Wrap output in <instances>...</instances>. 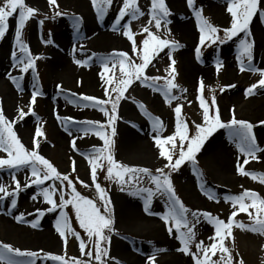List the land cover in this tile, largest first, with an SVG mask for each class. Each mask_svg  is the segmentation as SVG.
<instances>
[{
	"label": "rangeland",
	"instance_id": "374dc122",
	"mask_svg": "<svg viewBox=\"0 0 264 264\" xmlns=\"http://www.w3.org/2000/svg\"><path fill=\"white\" fill-rule=\"evenodd\" d=\"M4 2L5 0H0V5ZM56 3L58 8L50 6L48 0H25L27 6L37 10L35 17L31 18L22 30L23 42L28 46L31 54L34 57H41L36 61L35 74L31 70L28 73H21L17 67H14L11 53L16 51L20 57L24 54L19 52L15 42V14L13 18H10L9 31L5 38L0 40V108L9 120H15L18 117V109L28 111L31 94L35 89H39L42 95L37 97L33 107L36 115H28L20 120L15 125L14 131L25 147L32 149L35 129L41 126L44 137L39 138L40 155L47 158L60 173L69 175L76 191L100 207L101 213L104 209L91 180L90 165L82 154L90 153L93 149H103L104 142L91 132L85 134L83 131L85 125L82 122L106 123L107 117L91 104L85 107L84 105L88 102L80 100L79 97L108 99L105 96V88L110 91L123 77L117 66L114 75L113 72L104 74L106 79L113 78V84H105L100 77V73L103 72L100 58L125 52L134 59L135 63H141L142 41L147 36L143 32L144 27H149L161 39L175 40L182 45L181 48L172 52V58L176 61L174 83L179 85V88L173 89V95L179 99L173 100L170 106L160 92L143 86L138 80L135 81L125 92L126 99L121 100L118 108L120 118L116 123L117 135L113 138L112 146L115 160L129 167L148 168L155 174V169L161 167L165 161L159 157V149L155 146L153 137L156 133L152 130V123L138 104H143L148 114L153 118L159 117L163 122L161 137H167L175 132L176 117L173 109L177 104L181 105V119L188 125V134L194 136L195 125L202 123L203 120V109L199 104L201 80L204 83L203 98L210 104L212 96H215L222 120L228 122L234 110L238 120L255 125L253 132L257 144L264 149V124H261L264 121V87L258 86L254 95H246V90L250 86L258 84L260 76L256 72H240L237 61L238 43L244 37V33L219 46H208L206 43L201 47V56L197 59L195 49L199 45L200 32L196 15L187 6L186 0H165L172 13L168 18L171 23L167 26L170 29V35L163 25L160 31L155 29L154 23L149 25L151 0H138V5L145 15L136 19L126 16L119 25L115 21L123 0H113L112 6L101 18L97 17L91 0H56ZM228 3L229 0H195V6L202 9L204 19L221 29L218 33L220 36H223V29L231 25V16L227 12ZM261 4L264 6V0H261ZM56 11L61 12L62 15L55 16ZM73 17L81 18L78 32ZM40 21H43V24ZM125 26L130 27L134 34L138 45L137 53L132 52L131 42L122 35ZM249 27L252 34L249 39L254 40L255 43L253 67L264 69V22L257 15L253 17ZM114 28L116 30H113ZM102 36L105 39L98 42L105 48L104 53L96 50L93 44L95 42L98 45L95 39ZM48 40L52 43H45ZM63 44L68 45L71 52H75V56L69 59L81 61V64L76 63V70L64 72L58 70L59 66L54 64L58 62ZM168 51L165 49L152 59L146 69V75L167 77L166 69L171 64L165 54ZM218 62L222 64L219 72H217ZM9 75L23 76V80L20 81L22 91L17 89ZM87 77L94 81L88 83ZM164 83V79L158 82L161 86ZM230 85L235 87H228ZM182 89L186 91H181ZM111 95L115 97V93ZM107 107L110 110V104ZM57 115L61 118L69 117L75 123H68L66 130L65 123L58 120ZM132 124L137 127H132ZM124 126H127L130 133H124L126 128ZM106 131L110 133L111 129ZM73 140L76 142L78 151L72 147ZM147 141L150 142L148 145L145 143ZM170 147L171 145H165V148ZM176 151L177 153L179 151L178 143ZM256 155L257 159L249 157L248 164H244L246 157L240 152L238 143L230 134V130L217 129L196 154L195 167L202 173V177L194 174L193 165L186 162L179 171L172 173L171 179L175 192L190 212H209L214 217L227 222L233 208L230 202H225V196H237L245 190H250L257 193L260 198H264V183L259 181V177L264 176V151ZM0 158H7V154L0 152ZM221 160L225 162V172H221L218 168V164H223ZM72 161H75V171H72ZM101 163L103 168L97 169V182L106 190L112 201L111 211L114 219V230L109 234L110 243L104 245L108 249L107 264H116L117 261L119 264H150L153 254H155V260L151 264H194L191 256L177 250L180 244L175 239V230L173 236H170L167 226L160 219V216L167 211L164 198L154 197L150 211L155 214H147L144 211V201L140 197L129 195L127 185L125 191H120V185L114 182L115 178L105 179L107 161H101ZM238 165L247 172L255 173L258 178L252 179L250 176L239 175ZM12 173H15L22 190L15 197L17 199L15 209H11L12 197L0 201V216L8 215L13 220V225L7 224V227L0 224V245L6 244L21 252L38 253L41 259H37L36 264H59V261L44 259L46 254L62 256L66 260L73 258L87 260L88 257L80 251V241L74 235L68 234L65 244V240L56 231L55 225L60 209L56 212H46L49 205L44 203L42 196L38 195L40 189L35 185L24 188L30 171L23 168L0 170V185L10 192L14 191L15 183ZM127 179L128 176H125V180ZM80 181H83V184ZM52 183L53 181H46L41 187H47ZM201 183L205 184V188L213 193L219 202L208 199L201 191ZM55 184L57 188L60 186L59 181ZM136 186L154 188L147 177H144L142 183ZM70 191L65 187V199L70 198ZM0 195L3 194L0 193ZM59 195V192L54 195L57 203H59ZM33 196H36L35 200L32 199ZM37 210L45 211V215L39 216ZM63 211L68 217L72 230L85 242V252L92 250L94 253L95 237L93 241L89 240L77 221L75 209L72 205H68ZM126 211L134 212L135 220L128 217ZM248 211L255 216V209L249 208ZM20 215H23L25 223H19L15 219ZM188 219H192L190 213ZM36 220H39L38 226L31 227V223ZM234 221L246 226L251 224L249 215L243 212L238 213ZM47 229L53 232L54 239L51 244H46L45 240L38 237V235L42 236ZM194 231L196 242L203 241L205 245L212 242L208 238L215 234L214 227L203 218ZM224 243L226 247L229 244L234 245L243 264H264V235L233 227L232 235L226 237ZM159 249L165 251H158ZM0 251L3 250L0 249ZM192 251H196L195 245L192 246ZM8 256L18 264H24L28 259L14 254H8ZM220 256L221 253L218 250L211 259L218 261ZM93 264H95L94 259Z\"/></svg>",
	"mask_w": 264,
	"mask_h": 264
},
{
	"label": "snow or ice",
	"instance_id": "6c2138e0",
	"mask_svg": "<svg viewBox=\"0 0 264 264\" xmlns=\"http://www.w3.org/2000/svg\"><path fill=\"white\" fill-rule=\"evenodd\" d=\"M91 2L98 18L103 17L113 4V0H91ZM48 3L50 6L58 8L56 0H48ZM186 4L195 13L198 30L200 32L199 45L195 49L197 59L201 56V47L206 43L208 46H219L233 40V38L238 37L241 33H244V37L241 38L238 43L239 52L237 61L240 65L239 71L256 72L260 76L258 84L250 86L246 90V95H254L255 89L258 86L264 87V69L253 67V49L255 43L254 40L249 39L252 35L249 26L253 17L259 15L262 22H264V6H262L261 0H229L227 12L230 13L231 16V25L229 28L223 29V36L218 34L221 29L211 25L208 20L204 19L202 9L195 6V0H186ZM36 11V9L27 6L25 0H5L3 5H0V40L5 38L10 28L9 20L13 18L15 14V42L19 52L24 55L20 57L17 55L16 51H13L11 56L14 61V67H17L21 73H28L31 70L32 73L35 74L36 61L41 59L40 56L34 57L31 54L28 46L22 39V30L26 26V23L31 18L35 17ZM54 15L60 16L62 13L56 11ZM143 15H145V13L139 7L138 0H123L115 23L119 25L126 16L136 19ZM149 15V25L154 23V27L157 31H160L163 25L165 31L169 35L171 34L167 26L171 23V20L168 18L172 13L166 5L165 0H151ZM73 19L75 20V28L78 32L80 30L81 18L73 17ZM40 23L43 24V21H40ZM113 30L116 29L114 28ZM143 32L146 33L147 36L142 41L141 63H135L134 59L129 57L125 52H117L113 53L110 57L100 58L103 67V72L100 73V77L105 84H113V78L108 77L106 79L104 74L113 72L114 75L117 66H119V72L123 77L118 80L116 86L111 88L110 91L108 88H105V96H107L108 99H98L91 96L79 97L80 100L88 102L84 105L85 107L91 104L93 107L103 112L104 116L107 117L106 123H100L99 121L82 122L85 125L83 128L85 134L91 132L104 142L103 149H93L90 153L82 154L90 165L91 180L95 185L96 192L99 194V200L104 209L103 213H101L100 207L94 204L92 200L85 199L76 191L73 180L70 179L69 175L60 173L47 158L40 155L39 138L44 137L41 126H37L35 129L32 149L26 148L16 131H14L15 125L20 120H23L28 115H36L33 107L37 101V97L42 95L38 88L31 94V99L27 106L28 111L25 112L22 108L18 109L17 119L9 120L5 116L3 109L0 108V152L7 154V158H0V170L5 168L9 170L23 168L30 171V176L25 182L24 188L35 185L36 188L40 189L38 195L42 196L44 203L49 205L45 210L46 212H56L57 209H60L59 218L56 220L55 225L56 231L59 233L60 237L65 240V244L67 243V235H74L76 239L80 241L79 247L81 253L88 257L87 260H78L74 258L66 260L62 256L46 254L45 257H43L44 259L50 258L54 261H59V264H93L94 259L95 264H107L106 258L108 257V249L106 246L102 245L110 243L109 234L114 230V219L111 211L112 201L106 190L97 182V169H102L103 165L101 161L106 160L107 170L105 179L113 180V178H115L114 182L120 185V191H125V186L127 185L129 195L140 197L144 201V211L147 214H155L150 211L154 197L160 196L164 198L167 211L160 216V219L167 226V232L170 236H173L175 230V239H177L180 244V247L177 249L178 251L191 256L194 264H233L230 249L226 247L224 243L225 239L232 235L233 227L264 235V198H260L257 193L250 190H245L242 194L237 196H225V202H230L233 208L227 222H225L219 217H214L209 212H190V209H188L177 196L171 177L172 173L179 171L186 162L193 165L194 174L198 177H202V173L198 172L195 167L197 164L196 154L200 152L205 141H207L217 129L230 130V134L238 143L240 152L246 157L244 164H248L249 157L251 159H257L256 154L260 151H264V149H261L257 144L256 136L253 132L255 125L244 120H238L235 117L234 110L230 120L224 122L221 118L220 110L217 107L215 96H212L210 104L203 98L204 83L201 80L199 84V92L201 93L199 104L203 109V120L202 123L195 125L196 134L194 136L188 134V125L181 119V105L177 104L173 109L176 117L175 132L167 137H161L160 132L164 127L163 122L159 117L153 118L148 114L143 104H138V107L152 123V130L156 133V136L153 137L155 146L159 149V157L163 158L165 161L161 167L155 169V174L148 168H137L124 165L116 161L112 153V146L114 145L113 138L117 135L116 123L120 118L118 115V108L121 100L126 99L125 92L135 81L138 80L143 86L151 87L153 91L160 92L165 102L170 106L173 100L179 99V97L173 95V89L179 88V85L174 83L176 71L174 65L176 61L172 58V52L181 48L182 45L175 40L161 39L159 36L155 35L149 27H144ZM122 35L131 42L132 52L137 53L138 45L130 27L125 26ZM45 43L51 44L52 41L48 40L45 41ZM165 49L169 50L165 54L171 61L169 68L166 69L167 77L146 75V69L152 59ZM75 63L81 64V61L76 60ZM110 64L111 68H109ZM220 67H222V64L218 62L217 72H219ZM9 78L17 86V89L22 91L20 88V81L23 80V76L12 77L9 75ZM161 79L165 81L162 86L158 84ZM57 87L61 88L60 85H57ZM228 87H235V85H230ZM181 91L186 90L182 89ZM111 93H115L114 98ZM109 104L110 110L107 107ZM57 119L65 123L66 130L68 123H75L69 117L61 118L57 115ZM261 124H264V121H262ZM131 126L134 128L137 127L135 124ZM107 129H111L110 133L106 131ZM71 143L73 149L78 151L75 140ZM177 143L179 144L178 153L176 151ZM165 145H171V147L165 148ZM75 170V161H72V171ZM237 173L243 176H250L252 179L258 178L255 173L245 171L240 165L237 166ZM125 176H128L127 180H125ZM144 177H147L148 181L154 185V188L136 186L142 183ZM12 179L15 183V190L10 192L3 185H0V193L3 194L0 195V201L12 197L10 201L11 209H15L17 207V199L15 197L22 189L20 182L16 180L15 173H12ZM46 181H53V183L47 187H41L45 185ZM56 181L60 182L58 188L55 184ZM259 181L264 183V176H260ZM80 183L83 184V181H80ZM84 186L87 187V185ZM65 187L71 190L69 199H65ZM200 188L209 200H216V202H219L215 195L205 188L204 183L200 184ZM57 192L60 194L59 203L54 199V195ZM32 199L35 200L36 196H33ZM246 201H250V203H246ZM68 205H72L75 209L77 221L89 240L93 241V237H95L93 241L94 253L92 250L85 252V242L80 238V235L75 233L70 227L68 217L63 211ZM249 208L255 209V216L248 211ZM37 211L39 216L42 217L45 215V211ZM240 212L249 215L251 220L250 225L246 226L243 223L234 221V218ZM189 213L192 217L191 220L188 219ZM201 218L211 224L215 230V234L208 238L212 241L209 245H205L203 241L196 242V232L194 229L196 225L201 222ZM15 219L19 223H25L23 215L17 216ZM38 223L39 220L32 222L31 227L36 228ZM182 229L184 230L182 231ZM105 230H107V234ZM193 245H195L196 248L195 252L192 251ZM0 249L3 250L0 251V264H18L17 261L9 258L8 254L27 257L28 259L24 264H36V260L41 259L38 253L21 252L19 249H13L6 244L0 245ZM218 250L221 253L219 260H212L211 256H215ZM158 251L165 250L159 249ZM154 260L155 254L150 258V264ZM116 264H119V261H117ZM240 264H243V261H241Z\"/></svg>",
	"mask_w": 264,
	"mask_h": 264
},
{
	"label": "bare ground",
	"instance_id": "6f19581e",
	"mask_svg": "<svg viewBox=\"0 0 264 264\" xmlns=\"http://www.w3.org/2000/svg\"><path fill=\"white\" fill-rule=\"evenodd\" d=\"M104 39H105L104 36L96 38L95 40H96V43L98 45H96L95 42L94 43L92 42L95 45L94 48L96 50L97 49L98 50H101L100 51L101 53H104V49L105 48L102 47V46H100V43L98 41L101 42ZM69 48L70 47L68 45H65V44H63V46L61 45L60 52H59L60 53V57L58 58V62L54 63L56 66H59L58 67V70H63L64 72H69V71H72V70H76L77 69V65H76L75 61H73L72 59H69V57H72V56L74 57L75 56V52H71L69 50ZM90 81L93 82L94 80L93 79L91 80L89 77H87V82L90 83ZM6 99L9 100L8 98H6ZM77 114H79V113H77ZM124 127H126L125 130H124V133L125 134L126 133H130V131L127 128V126H124ZM145 143L148 145V143H150V142L147 141ZM221 162H223V164L222 165H221V163L218 164V168H219V170H221V172H225V170H226L225 167H224V163L225 162L223 160H221ZM126 214L132 220H135L136 214L134 212H132V211L131 212L126 211ZM0 220H1L0 221L1 223L0 224H3L5 227L8 226L7 224L13 225V220L8 215L0 216ZM42 234H43L42 236L38 235V237H40L41 240L42 239L45 240L46 241V244H51L53 242V239H54L53 232L50 229H47Z\"/></svg>",
	"mask_w": 264,
	"mask_h": 264
},
{
	"label": "trees",
	"instance_id": "16d2710c",
	"mask_svg": "<svg viewBox=\"0 0 264 264\" xmlns=\"http://www.w3.org/2000/svg\"><path fill=\"white\" fill-rule=\"evenodd\" d=\"M105 232L107 234V231H105ZM102 246H104V245H102ZM233 246L234 245H231V244L228 245V248L230 249V253H231V256H232L233 264H240V262L242 260H241L239 254H238V251Z\"/></svg>",
	"mask_w": 264,
	"mask_h": 264
}]
</instances>
